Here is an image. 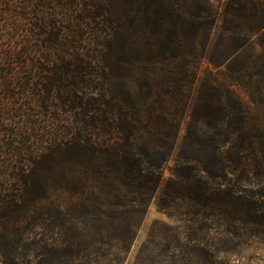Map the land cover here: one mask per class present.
<instances>
[{"label": "trees", "instance_id": "16d2710c", "mask_svg": "<svg viewBox=\"0 0 264 264\" xmlns=\"http://www.w3.org/2000/svg\"><path fill=\"white\" fill-rule=\"evenodd\" d=\"M263 91L264 0H0V264H68L154 198L264 240Z\"/></svg>", "mask_w": 264, "mask_h": 264}, {"label": "rangeland", "instance_id": "374dc122", "mask_svg": "<svg viewBox=\"0 0 264 264\" xmlns=\"http://www.w3.org/2000/svg\"><path fill=\"white\" fill-rule=\"evenodd\" d=\"M208 37L210 47H214L215 53L222 52L233 57L236 44L219 42L216 29L211 30ZM257 52L256 47L249 49L241 53L239 59H232L230 65L238 68L243 61L253 57ZM207 66L210 65L205 62L204 67ZM246 80H253L257 84L260 77L249 79L247 75ZM254 97H260L262 100L261 105L254 112L257 123L262 128L259 137L264 140V91L261 95L255 94ZM184 130L182 125L178 132V144L182 141ZM176 158L177 150L166 163L164 162V178L171 175L170 167ZM250 187L257 189L254 185ZM125 219L119 221L118 225L117 222L107 224L109 230H113L115 226L117 228L113 235L112 231L111 234L104 236L106 242L104 246L91 243V234L87 235L88 240L83 243V238L79 237L77 242L81 241L80 246L88 245V247L82 250L77 246L72 248L70 252L76 254L65 258L68 264H264V240L261 236L250 235L238 238L236 235L223 232L222 228L218 227H213L206 233L199 228L189 233L188 221L176 213L159 208L156 198L151 201L145 212L132 213ZM127 224L130 226V231L124 233L123 229ZM87 226L90 228V222ZM194 226L199 227V224ZM75 232L80 234L81 228H76L70 233ZM83 232L87 233L86 230ZM63 235L64 233L58 230L53 232L54 237L61 238ZM198 243L204 247L200 248ZM77 250H79L78 254Z\"/></svg>", "mask_w": 264, "mask_h": 264}]
</instances>
